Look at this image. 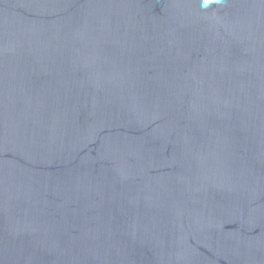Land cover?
<instances>
[{
    "label": "water",
    "instance_id": "water-1",
    "mask_svg": "<svg viewBox=\"0 0 264 264\" xmlns=\"http://www.w3.org/2000/svg\"><path fill=\"white\" fill-rule=\"evenodd\" d=\"M0 264H264V0H0Z\"/></svg>",
    "mask_w": 264,
    "mask_h": 264
},
{
    "label": "clouds",
    "instance_id": "clouds-1",
    "mask_svg": "<svg viewBox=\"0 0 264 264\" xmlns=\"http://www.w3.org/2000/svg\"><path fill=\"white\" fill-rule=\"evenodd\" d=\"M207 4V0H205V5Z\"/></svg>",
    "mask_w": 264,
    "mask_h": 264
}]
</instances>
